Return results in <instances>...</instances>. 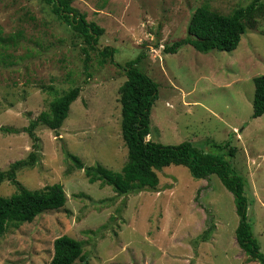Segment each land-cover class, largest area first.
Masks as SVG:
<instances>
[{
    "label": "rangeland",
    "instance_id": "374dc122",
    "mask_svg": "<svg viewBox=\"0 0 264 264\" xmlns=\"http://www.w3.org/2000/svg\"><path fill=\"white\" fill-rule=\"evenodd\" d=\"M250 0H74L89 22L104 29L98 47L116 49L125 64L142 55L140 66L160 86L148 137L163 144L228 139L238 152L236 168L249 180V218L264 251V115L253 117L254 78L264 74V19L249 29L233 51L201 52L184 45L164 48L188 35L198 7L231 13ZM0 171L38 151L32 167L18 171L30 190L62 183L67 203L32 222L11 226L0 237V264H50L62 235L83 241L87 263L75 264H259L239 246L234 195L212 175L197 179L183 165L158 171L160 183L119 195L91 183L68 153L85 165L121 171L128 159L122 134L119 88L125 71L102 63L40 0H0ZM82 88L58 132L42 125L38 147L26 127L51 101ZM20 186L6 179L0 194ZM209 231L206 240L202 238Z\"/></svg>",
    "mask_w": 264,
    "mask_h": 264
},
{
    "label": "trees",
    "instance_id": "16d2710c",
    "mask_svg": "<svg viewBox=\"0 0 264 264\" xmlns=\"http://www.w3.org/2000/svg\"><path fill=\"white\" fill-rule=\"evenodd\" d=\"M52 7V12L67 24L85 47L86 63L91 60L90 51H98L102 63L111 62L125 71L127 76L119 88L122 104V134L128 148V159L121 171H114L103 164L87 166L83 160L72 153L68 156L77 169L84 170L91 183L100 181L109 185L119 195L155 189L160 183L158 171L172 164L186 166L193 177L206 179L216 175L223 185L234 195L239 225L236 237L239 246L249 258L264 264V251L254 234L249 218L250 198L249 180L234 165L238 147L230 139L224 142L207 141L206 147H200L192 141L179 144H163L148 137L152 133L151 115L155 102L160 96L159 83L141 66L142 55L122 64L115 60L114 47L99 48L104 29L95 22H89L85 13L73 5L74 0H40ZM264 19V0H250L246 5L236 7L231 13H222L208 4L197 8L189 26L188 35L171 45H166V53H177L184 45H192L201 52L210 50L233 51L238 48L243 35L249 30H257ZM0 41L7 38L0 29ZM253 99V117L264 115V74L256 76ZM82 88L75 86L63 95L54 98L48 110L31 120L25 130L34 140V149L38 147L37 129L44 125L58 132L69 116L71 105L79 98ZM5 132L16 129L1 126ZM38 160V151L33 150L28 158L17 160L6 171H0V186L6 180L19 184L20 189L11 196L0 194V237L11 226L32 222L40 214L49 210H60L67 203V194L62 183L47 185L30 190L20 184L18 171L32 167ZM209 231L202 236L206 240ZM83 241L70 235H62L54 242V255L50 264L87 263Z\"/></svg>",
    "mask_w": 264,
    "mask_h": 264
}]
</instances>
